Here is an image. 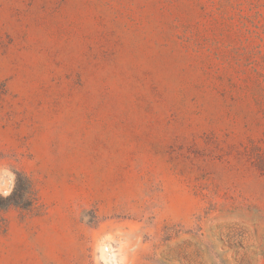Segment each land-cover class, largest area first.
Instances as JSON below:
<instances>
[{"label": "rangeland", "instance_id": "rangeland-1", "mask_svg": "<svg viewBox=\"0 0 264 264\" xmlns=\"http://www.w3.org/2000/svg\"><path fill=\"white\" fill-rule=\"evenodd\" d=\"M0 164V264H264V0H0Z\"/></svg>", "mask_w": 264, "mask_h": 264}, {"label": "trees", "instance_id": "trees-1", "mask_svg": "<svg viewBox=\"0 0 264 264\" xmlns=\"http://www.w3.org/2000/svg\"><path fill=\"white\" fill-rule=\"evenodd\" d=\"M16 186L19 190H13L12 194L7 198L0 197V210L10 208L12 206L27 209L30 207L33 196V189L29 179L25 176L17 175Z\"/></svg>", "mask_w": 264, "mask_h": 264}, {"label": "clouds", "instance_id": "clouds-1", "mask_svg": "<svg viewBox=\"0 0 264 264\" xmlns=\"http://www.w3.org/2000/svg\"><path fill=\"white\" fill-rule=\"evenodd\" d=\"M13 170L8 164H0V197H9L14 190L16 175ZM99 259L103 264H107L106 261H103L102 256Z\"/></svg>", "mask_w": 264, "mask_h": 264}]
</instances>
